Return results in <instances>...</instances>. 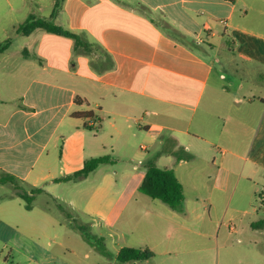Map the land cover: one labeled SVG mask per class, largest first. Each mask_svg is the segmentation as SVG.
I'll list each match as a JSON object with an SVG mask.
<instances>
[{"label":"crops","instance_id":"0c3cea01","mask_svg":"<svg viewBox=\"0 0 264 264\" xmlns=\"http://www.w3.org/2000/svg\"><path fill=\"white\" fill-rule=\"evenodd\" d=\"M37 5L30 15L49 18L55 0ZM53 21L88 47L16 26L0 54L2 178L58 199L70 149L77 160L102 157L133 128L142 150L170 148L176 160L164 168L181 183L190 161L218 166L211 189L227 209L232 187L264 191V0H62ZM111 182L94 186L84 212H103Z\"/></svg>","mask_w":264,"mask_h":264},{"label":"rangeland","instance_id":"374dc122","mask_svg":"<svg viewBox=\"0 0 264 264\" xmlns=\"http://www.w3.org/2000/svg\"><path fill=\"white\" fill-rule=\"evenodd\" d=\"M52 1L0 0V43L16 38V26L38 12V3L49 9ZM141 145L146 140L133 136V128L123 129L114 146L101 147L112 162L99 166L81 189L76 181L63 185L58 199L18 181L0 183V264H133L117 260L120 246L148 249L154 255L136 264H264V229L250 227L264 219L261 186L249 185V192L232 187L235 194L227 209L226 199L211 189L219 167L208 160L190 161L179 169L185 202L174 211L139 187L149 161L164 168L174 165L176 157L168 153L170 148L156 157L161 151L157 146L145 151ZM70 152L63 162L73 174L86 160ZM103 178L112 180L103 212H84ZM20 192L33 196L31 208L16 196Z\"/></svg>","mask_w":264,"mask_h":264},{"label":"trees","instance_id":"16d2710c","mask_svg":"<svg viewBox=\"0 0 264 264\" xmlns=\"http://www.w3.org/2000/svg\"><path fill=\"white\" fill-rule=\"evenodd\" d=\"M62 0H55L53 12L49 18L38 17L30 15L24 23H22L18 29L17 34L20 36H28L37 29H42L50 33H54L61 36L71 37L76 41V47L87 48L88 44L82 40L79 36L70 33L67 30L59 27L54 23L58 10L61 6ZM12 39H8L0 43V54L5 52L12 43ZM75 117L91 118V112L75 113ZM112 162L110 158L106 156L93 158L87 160L81 170L63 177L57 182L62 181H80L88 178L93 174L99 166ZM17 180L13 176H5L0 179V183L16 182ZM141 193L146 196L163 202L168 205L174 211H180L185 202V191L183 184L177 178L173 169L160 168L154 161H149L146 164V173L139 187ZM40 191V190H35ZM19 198L27 200L28 208H31L30 202L33 199L32 195L26 192H20L16 195ZM260 199H264V191L259 195ZM82 228V226H81ZM252 228L255 230L264 228V219L252 223ZM83 229V228H82ZM154 257L152 252L148 249H140L133 247H123L117 255V259L123 263L142 262L150 260Z\"/></svg>","mask_w":264,"mask_h":264},{"label":"built area","instance_id":"2783aa9c","mask_svg":"<svg viewBox=\"0 0 264 264\" xmlns=\"http://www.w3.org/2000/svg\"><path fill=\"white\" fill-rule=\"evenodd\" d=\"M229 228H230L231 230H234V229H235V228H234V226H231V225H230V227H229Z\"/></svg>","mask_w":264,"mask_h":264}]
</instances>
